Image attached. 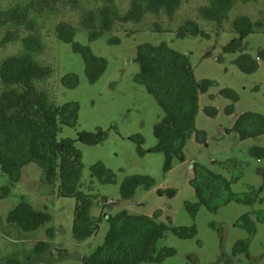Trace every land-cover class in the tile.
Here are the masks:
<instances>
[{"label":"rangeland","instance_id":"1","mask_svg":"<svg viewBox=\"0 0 264 264\" xmlns=\"http://www.w3.org/2000/svg\"><path fill=\"white\" fill-rule=\"evenodd\" d=\"M22 1L0 0V4L9 8ZM80 1L84 4L75 0L59 1V12H49L43 17L38 32L43 36L46 49L38 58L54 69L52 81L57 104L73 102L79 106L77 124L61 125L58 139H71L81 152L84 164L81 189L98 195L90 214L102 218L100 229L84 241L75 238L76 198L58 196L59 181L55 195H48L38 164L25 166L14 186L0 169L2 261L7 264L18 258L21 264H89L86 258L104 242L109 231V216L127 211L156 217L158 222L165 223L168 230L158 248L173 247L176 250L174 256L162 262L140 264H264V135L243 139L234 130L241 114L250 111L264 115V59L260 56L264 50V33L242 36L233 28L238 15L264 19V0L238 4L231 11L229 20L220 26L206 22L199 15L200 7L208 0H185L174 15H151L139 24H123L121 30L106 32L95 41H90L88 30L79 26L75 41L90 45L97 56L108 61L106 71L95 83L87 77L82 55L73 50L72 43L60 40L55 32L60 21L77 25V11L94 2ZM115 1L123 11L130 8L131 0ZM188 20L199 23L206 35L182 37L180 28ZM156 23H161L163 29L150 30ZM238 39L242 40L243 52L257 60L256 71L244 72L236 64L241 51L228 47ZM145 42L153 45L165 42L188 54L200 88L207 81L215 83L207 90H201L195 129L184 148V159L174 157L170 167L166 153L157 150L155 133L156 125L163 122L165 113L154 95L135 81L140 71L138 46ZM20 49V42L0 44V62ZM69 73L79 77V85L75 88H67L62 83V78ZM226 89L233 90L237 98L227 97L223 93ZM200 130L206 132L205 142L198 140ZM85 133L93 136L86 138ZM98 162L116 173V183L101 184L92 176L91 167ZM195 163L222 174L231 183L232 200L218 212L209 210L196 197L191 184ZM136 174L151 176L155 184L150 188L141 185L133 198L123 199L122 180ZM104 196L107 201L103 200ZM22 197L35 209L49 212L52 221L30 233L8 223L9 212ZM188 203H198L195 216ZM245 215L255 223V233L249 231ZM193 225L196 226L194 237L184 238L173 231L174 227ZM49 227L55 229V238L51 241L46 233ZM240 240L248 242L247 252L235 251ZM39 241L51 242L50 250L42 255L35 251Z\"/></svg>","mask_w":264,"mask_h":264},{"label":"trees","instance_id":"2","mask_svg":"<svg viewBox=\"0 0 264 264\" xmlns=\"http://www.w3.org/2000/svg\"><path fill=\"white\" fill-rule=\"evenodd\" d=\"M59 1L65 0H23L9 8H3L0 4V44L21 43L18 53L6 56L0 62V169L9 176L14 186L25 166L30 163L38 164L42 169V180L48 188V195L55 193L59 181L58 196L76 198L73 232L78 241H84L97 234L100 229L102 218H95L90 214L98 195L81 189L84 164L80 150L71 139H58L61 125L77 124L79 106L73 102L62 106L57 104L52 81L54 69L51 64L42 63L38 58L46 49L43 36L38 32V25L47 13L59 12ZM252 1L254 0H208L200 7L199 15L206 22L220 26L229 20L231 11L238 4ZM75 2L84 4L80 0ZM184 2L185 0H131L130 8L123 11L115 0H94L88 6V3L85 4L82 11H77V25L60 21L55 32L60 40L72 43L73 50L82 55L87 77L91 83H95L106 71L108 61L97 56L90 45L75 41L79 26L88 30L90 41H95L106 32L121 30L120 26L123 24H139L151 15H174ZM233 28L242 36L255 32L264 33V19L254 20L248 14L238 15L234 19ZM162 29L161 23L150 28L155 31ZM180 30L182 37L206 35L194 20L183 23ZM228 49L241 51L235 61L241 70L247 73L257 70V60L243 52L241 39L236 40ZM137 54L140 71L136 74L135 81L154 95L165 113L163 122L156 125L155 133L157 150L166 153L167 165L170 167L174 157L184 159V148L195 129L201 90L205 91L215 83L207 81L200 88L190 56L171 48L165 42L159 45L145 42L138 46ZM260 56L264 59V50ZM62 83L67 88H75L79 85V77L75 73H69L62 78ZM223 93L227 97L237 98V94L231 89L223 90ZM234 130L243 139L264 135V115L245 112L236 120ZM86 136L93 135L85 133ZM198 140L206 141L205 131H198ZM259 150L263 152V149ZM193 170L191 184L200 203L212 212H218L222 206L231 202V183L225 176L213 172L201 163H195ZM91 171L92 176L101 184L117 182L116 173L102 162L94 164ZM154 184V178L149 175H129L120 184L121 196L123 199H131L139 186L150 188ZM102 198L107 201V197ZM247 201L252 202V199ZM188 208L195 216L198 203H188ZM52 218L49 212L35 209L22 197L20 203L9 212L6 221L30 233L50 223ZM244 218L249 231L255 233V223L247 215ZM109 222L110 228L104 242L86 258L89 264L162 262L176 254L173 247L158 248L168 226L158 222L156 217L121 211L114 216L110 215ZM173 231L184 238L194 237L196 226L174 227ZM46 233L50 241L55 238L54 227H49ZM50 241H39L35 246L36 253L42 255L49 251ZM248 248V242L243 240L235 245L237 252H247ZM0 264H5L1 257ZM7 264L21 263L18 258H14Z\"/></svg>","mask_w":264,"mask_h":264}]
</instances>
